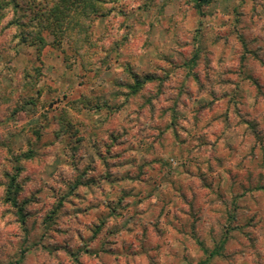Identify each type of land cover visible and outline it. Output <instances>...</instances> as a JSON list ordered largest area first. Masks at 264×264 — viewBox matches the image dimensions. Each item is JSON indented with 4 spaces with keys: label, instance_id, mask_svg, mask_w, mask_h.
Returning a JSON list of instances; mask_svg holds the SVG:
<instances>
[{
    "label": "rangeland",
    "instance_id": "rangeland-1",
    "mask_svg": "<svg viewBox=\"0 0 264 264\" xmlns=\"http://www.w3.org/2000/svg\"><path fill=\"white\" fill-rule=\"evenodd\" d=\"M87 1L0 9V264H264V0Z\"/></svg>",
    "mask_w": 264,
    "mask_h": 264
},
{
    "label": "trees",
    "instance_id": "trees-1",
    "mask_svg": "<svg viewBox=\"0 0 264 264\" xmlns=\"http://www.w3.org/2000/svg\"><path fill=\"white\" fill-rule=\"evenodd\" d=\"M16 0H1L0 1V9L1 7L4 5L6 8L8 7H12L14 10L17 8L16 6H18V4L15 2ZM60 2L57 4L55 10L53 9L52 11V23L51 24H46V26H41V28L50 29L52 30L54 33H65L67 32V26H70L71 21H73L74 16H71V12H76L81 6H83V4H85V2L87 0H59ZM90 1V0H88ZM87 1V2H88ZM94 1V0H92ZM194 3V6L196 8H200L202 6H205L208 4L209 0H192ZM90 4H92V2H89ZM86 6V4H85ZM84 6V8H85ZM2 10V9H1ZM44 13V12H43ZM43 13H39V17L41 19ZM34 39L38 42V44L43 43L44 39L41 37V35H39V30H37V32L34 34ZM23 43L26 42V38L21 37L20 38ZM135 83L134 85L137 83L139 86V79L135 78ZM141 83V82H140ZM134 87V86H133ZM30 155L27 154L26 157H29ZM18 176V173H16V175L12 176L9 180L8 186H7V190H6V196H5V201L10 203L11 206H13L16 210L15 213L19 218V221H21L22 223L24 222L25 219V214L23 212V205H18L17 204V200L15 198L14 195V190H17L18 186L16 184V178ZM12 195H11V194ZM225 243V240L222 239L220 240V243L209 252V257L214 256V255H218L221 256L222 255V249H223V245Z\"/></svg>",
    "mask_w": 264,
    "mask_h": 264
}]
</instances>
